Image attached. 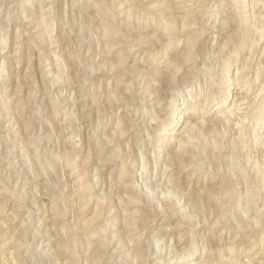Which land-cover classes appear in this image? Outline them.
Instances as JSON below:
<instances>
[{
	"label": "rangeland",
	"instance_id": "1",
	"mask_svg": "<svg viewBox=\"0 0 264 264\" xmlns=\"http://www.w3.org/2000/svg\"><path fill=\"white\" fill-rule=\"evenodd\" d=\"M0 264H264V0H0Z\"/></svg>",
	"mask_w": 264,
	"mask_h": 264
}]
</instances>
